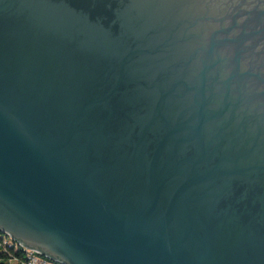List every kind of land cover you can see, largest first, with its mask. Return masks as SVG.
I'll return each instance as SVG.
<instances>
[{"label": "water", "instance_id": "water-1", "mask_svg": "<svg viewBox=\"0 0 264 264\" xmlns=\"http://www.w3.org/2000/svg\"><path fill=\"white\" fill-rule=\"evenodd\" d=\"M0 232L264 264V0H0Z\"/></svg>", "mask_w": 264, "mask_h": 264}, {"label": "built area", "instance_id": "built-area-1", "mask_svg": "<svg viewBox=\"0 0 264 264\" xmlns=\"http://www.w3.org/2000/svg\"><path fill=\"white\" fill-rule=\"evenodd\" d=\"M0 256L4 264H59L24 248L3 232H0Z\"/></svg>", "mask_w": 264, "mask_h": 264}, {"label": "trees", "instance_id": "trees-1", "mask_svg": "<svg viewBox=\"0 0 264 264\" xmlns=\"http://www.w3.org/2000/svg\"><path fill=\"white\" fill-rule=\"evenodd\" d=\"M2 258V256H0V259ZM0 264H4V263H2V262H0Z\"/></svg>", "mask_w": 264, "mask_h": 264}]
</instances>
